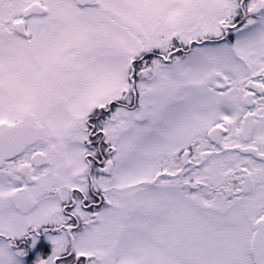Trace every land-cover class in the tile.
<instances>
[{
    "label": "snow or ice",
    "instance_id": "snow-or-ice-1",
    "mask_svg": "<svg viewBox=\"0 0 264 264\" xmlns=\"http://www.w3.org/2000/svg\"><path fill=\"white\" fill-rule=\"evenodd\" d=\"M0 264H264V0H0Z\"/></svg>",
    "mask_w": 264,
    "mask_h": 264
}]
</instances>
